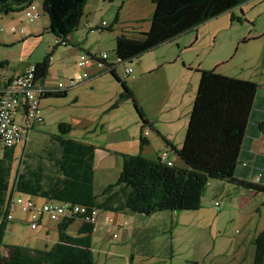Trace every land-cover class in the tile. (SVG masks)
<instances>
[{
  "label": "rangeland",
  "instance_id": "1",
  "mask_svg": "<svg viewBox=\"0 0 264 264\" xmlns=\"http://www.w3.org/2000/svg\"><path fill=\"white\" fill-rule=\"evenodd\" d=\"M35 2L43 11L42 17L35 22H30L23 12L0 16V27L7 28L5 32L0 30V64H37L55 50L51 74L47 80V84L51 85L76 76L81 71L77 65L80 56L87 51L94 55L106 51L110 56L109 61L114 62L117 58V35L123 32L136 35L140 31L150 30L155 10L152 0H88L80 30L72 35L81 44V48L60 45L55 49L57 37L50 30V17L43 10L44 2ZM104 21L108 24L104 25ZM86 22L89 23L87 27ZM12 25H23L27 34H13L8 30ZM263 33L262 0H250L207 21L201 26L197 41L195 33L190 37H184L187 35L185 34L181 36V41L177 38L154 47L132 62L119 65L117 72L120 78L130 83L129 86L134 90L136 99L147 116L156 120L161 128H172L176 142L180 144L187 135L190 112L199 86L198 69L217 68L218 72L228 76L261 81L264 41L258 37ZM17 36H28L32 40L26 45L18 42L15 45L4 43V40ZM191 37L193 41H190ZM126 66L134 68L131 75L125 73ZM102 69L105 71L89 81L70 88L66 96L51 95L43 99L45 122L34 131L29 142L16 147L13 177L18 167L21 170L27 166L35 167L48 160L49 150H59L52 136L59 133V124L62 122L71 125L66 138L92 143L99 150L109 151V146L112 150L120 148L121 144L112 140L119 137L118 131L121 129L136 134L137 139L141 136L142 119L134 102L129 99L112 107L123 91L121 82L106 65L99 62L91 66L90 71L95 73V70ZM171 119L174 124H166ZM148 131L152 137L158 136L156 131L150 128ZM130 145L129 143L125 147L127 151ZM152 147L154 149V145ZM100 156L99 152V158ZM101 161L96 165V193L117 182L124 167V157L114 151L106 163L103 159ZM210 187H207L200 210L161 211L149 216L122 212L120 220L135 218L133 226L142 232L137 235L130 234L126 229L119 230V237L113 240L116 244L111 247L117 256H113L109 264H190L191 260H199L202 264L203 256L208 255L209 251L213 255L214 248L211 238L204 239L200 228L212 225L217 219L221 231L219 235L225 233L230 238L243 235L245 228L238 209L232 210L225 197L216 199ZM216 200H220L222 205L216 207ZM23 217V213L17 210V219L9 226L4 237L5 243L33 245L38 248H50L56 244L58 231L52 232L44 240L32 238L29 241L34 231L20 221ZM51 223L56 227L55 222ZM79 225L80 220L77 219L70 228L71 232L77 231ZM216 239L218 244H223L222 236ZM229 243L230 241L226 245L224 243L223 247L226 246L227 249ZM10 250L6 244L1 246V253L4 255H9Z\"/></svg>",
  "mask_w": 264,
  "mask_h": 264
},
{
  "label": "trees",
  "instance_id": "2",
  "mask_svg": "<svg viewBox=\"0 0 264 264\" xmlns=\"http://www.w3.org/2000/svg\"><path fill=\"white\" fill-rule=\"evenodd\" d=\"M35 1L0 0V16L22 12ZM87 1L43 0V10L50 17V30L57 37L55 49L60 45L81 48V44L71 36L80 29ZM249 1L153 0L155 10L150 30L140 31L136 35L124 32L117 35L116 55L124 62H132L154 47L176 40ZM259 38L264 40V33ZM54 52L35 64L39 78L43 80L49 75ZM102 62L123 87L112 107L131 99L143 126L151 124L134 90L126 80L120 78L117 68H111L108 61ZM198 71L199 87L183 145L178 148L166 140L185 166H171L159 156L146 157L142 151L148 140L141 136V151L137 154L122 153L124 167L117 182L109 184L98 194L95 191L94 173L96 146L66 138L71 130L70 124L62 122L59 133L52 136L59 146L58 151L49 150L48 160L35 167L27 166L24 170L18 167L14 177L16 147L9 149L0 158V264H108L95 258L94 228L91 224L82 223L77 234L71 233L70 228L76 218H67L58 223L59 238L50 248L8 245L11 248L9 255L2 254L1 246L8 223L6 217L14 192L63 204H85L112 212L129 211L149 216L161 211L200 210L212 180L236 182L264 191V185L241 181L235 176L259 85L252 80L222 74L217 68ZM68 90L52 95L66 96ZM254 244L256 252L253 264H264V232L255 239Z\"/></svg>",
  "mask_w": 264,
  "mask_h": 264
},
{
  "label": "crops",
  "instance_id": "3",
  "mask_svg": "<svg viewBox=\"0 0 264 264\" xmlns=\"http://www.w3.org/2000/svg\"><path fill=\"white\" fill-rule=\"evenodd\" d=\"M12 17L14 19V16ZM202 25H200L199 28L195 29L189 34L183 36L190 37L193 33H195L196 34L195 40L197 41L199 30ZM85 26L87 27L88 25L85 24ZM20 27H24V26L21 25ZM24 29L26 28L24 27ZM143 31H147V30H143ZM24 34H27L26 30ZM71 38L74 40L73 36H71ZM181 39L182 38L180 37V41ZM258 39L263 40V38H259V37ZM30 40L32 39L28 38V36L19 37V38L17 36L16 38H12L10 40H4V43L7 45H15L18 42L23 45H26ZM190 41H193V37H191ZM76 42L79 43L78 41ZM5 64L11 68L13 74H21L25 72L31 65H34V64L13 65L10 64L9 62H6ZM94 64L96 65V63ZM52 66L53 64L51 65V69L49 75L47 76L46 82L51 74ZM102 71H105V69L95 70V73L94 72L91 73H93V77H95V75H98ZM262 76L263 77L261 81L252 80L256 82L257 85L259 86L257 87V93L255 96L253 108L247 124V128H246L247 132H245V136L241 146L239 162L235 170V176L237 179L247 182L251 181V183H256L259 185H264V69L262 72ZM199 82H200V76H199ZM148 119L151 122V124L145 126L142 125V129H141V136L146 137V139L148 140V144L144 146V149L142 151L144 155L149 158H157L163 150H170L171 151L170 156L171 159L174 161V163L179 166H185L186 165L185 162L180 158L177 152L167 144V141H170L176 144L178 148H180L183 145L184 140H182V143L180 144L177 143L176 142L177 138L172 128L169 127L165 129L161 128V125L158 122L156 123V120L152 119L149 115H148ZM140 122L143 124L142 121ZM167 123L174 124V120L173 119L167 120L166 124ZM148 128L156 131L158 136L152 137L153 135L148 131ZM118 132H119L118 133L119 137L115 138V140H112V142H119L121 144L120 148H113L112 150V147L109 146L110 147L109 151H105L104 149H100V150L96 149L97 153H96V160L94 166V173L96 172V168H97L96 165H98L99 162H102L101 159H103V161L106 163L109 160V158L112 156L113 151L121 155L122 153L137 154L141 151V136H139V138L137 139L138 136L136 134H133L130 131H126L125 129H121ZM154 138H157L156 139L157 141L154 140ZM129 143L131 145L129 146L127 151L125 147ZM153 145L155 150L152 147ZM99 152L101 153L100 158H99ZM209 185L211 186L210 190L212 193H214L216 199H219V197H225L228 200L232 210H236V208L238 209L239 211L238 215H240L239 218L242 220V226L245 228V229L243 228L245 232L243 235L237 238H230L226 236L225 233L223 235L222 234L219 235V232L221 233V231L219 230L218 219L217 222H214L212 225H208L204 228H200L202 232L201 235L204 237V239L211 238V240L213 241V248H214L213 255H211V251L209 252L207 251L209 254L203 256L204 259L202 261V264H253L255 259V252H256V246L254 244V241L256 238H258V236L261 233L264 232V191L251 189L246 186L240 185L236 182L232 183L226 180H214L211 181ZM100 193L101 192H99L98 194ZM217 202H219V205H217ZM215 205L216 207H219L222 205V203L220 200H216ZM115 213H116L115 216L116 221L118 223H121L122 220H120V214H122V212H115ZM51 222L52 221L49 220L43 221L40 228L33 230L34 235L32 236L29 235L30 236L29 241H32L31 240L32 238L34 239L40 238V240H44L48 238L52 232L58 231V223H55L56 224L55 227L54 225H52ZM134 223H136V221H133L131 225L128 228H126V230H129L130 234L134 233L140 235L142 230L138 229V227L136 226L134 227L133 226ZM81 225H82V221L80 220V225L78 229L80 228ZM42 227L45 228L42 229ZM77 231L71 233L77 234ZM215 236L216 238L222 236V238H224V241L222 242L223 244L225 243V245L228 244V242L230 241L229 247L226 249L225 248L226 246L223 247L222 243L218 244L217 243L218 239H216ZM113 240L115 239L108 230H104L102 232L93 234L94 254H95V258L99 262L109 264V261H111V259H113V256L116 255V253H114L111 250L112 249L111 247L115 246L116 244ZM117 243L120 244L122 242H117ZM3 244L13 245L10 243L7 244L5 242ZM32 247H37V246L32 245ZM131 259H133V256ZM189 263L201 264L199 260L197 261L191 260Z\"/></svg>",
  "mask_w": 264,
  "mask_h": 264
},
{
  "label": "built area",
  "instance_id": "4",
  "mask_svg": "<svg viewBox=\"0 0 264 264\" xmlns=\"http://www.w3.org/2000/svg\"><path fill=\"white\" fill-rule=\"evenodd\" d=\"M262 6L264 9V0H262ZM22 12L30 22H35L43 15L41 7L36 2L29 4ZM103 24L107 25L108 23L104 21ZM86 25L89 23L86 22ZM0 30L5 32L7 28L2 26ZM8 30L13 34L25 33L24 27L15 25H12ZM109 58V53L106 51H102L98 55L91 52L82 53L78 61L81 71L65 81H58L55 85L47 84L46 80L39 78L35 64L21 74H13L11 68L6 64L0 65V158L4 157L9 149L29 142L33 138L34 131L45 122V113L42 107L44 98L89 81L93 78L90 67L94 63L99 62L101 65H105L102 62L105 60L111 64V68H118L119 65L126 64L118 56L114 62H110ZM133 72V67L126 66L125 73L127 75H131ZM170 154V150H163L159 157L172 166L175 163ZM17 210L24 215L20 221L32 230L40 228L45 220L59 223L67 218H76L82 223L91 224L94 233L108 230L114 238L119 237V230L128 228L135 221L133 217H130L129 220L118 223L115 218L116 214L112 211L85 206V204H63L14 192L9 202L6 217L8 223L4 235L8 233L11 223L17 219Z\"/></svg>",
  "mask_w": 264,
  "mask_h": 264
}]
</instances>
